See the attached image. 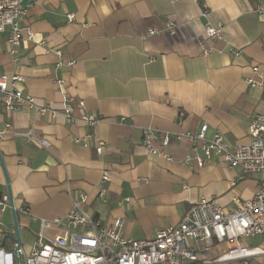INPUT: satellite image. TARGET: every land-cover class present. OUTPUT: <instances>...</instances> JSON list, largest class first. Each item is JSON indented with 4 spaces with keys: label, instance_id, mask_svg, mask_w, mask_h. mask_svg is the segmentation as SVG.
Instances as JSON below:
<instances>
[{
    "label": "crops",
    "instance_id": "crops-1",
    "mask_svg": "<svg viewBox=\"0 0 264 264\" xmlns=\"http://www.w3.org/2000/svg\"><path fill=\"white\" fill-rule=\"evenodd\" d=\"M257 1H24L19 24L29 26L33 37L21 39L13 61L0 33V74L21 75L22 93L49 104L55 116L0 104V195H10L14 206L0 213V247L17 245L16 222L19 247L28 253L40 220L63 218L80 194L87 214L102 225L121 218V234L132 239L175 225L201 197L214 198L226 211L234 209V197L252 198L264 186V173L244 174L217 155L201 166L186 162L190 143L177 136L206 123L208 137L219 132L233 147L251 141L254 114L264 120V89L247 81L259 80V73L264 80V16L254 11ZM203 6L207 16L201 15ZM167 22L174 25L172 33L164 29ZM208 22L222 24L220 38L206 36ZM149 28L159 32L148 37ZM56 48L62 52L60 67ZM55 79L63 80L72 113L98 116L95 126L65 121ZM31 127L50 149L26 139L23 133ZM145 128L169 136L166 147L159 140L155 145L170 160L148 153ZM87 132L103 140L100 154L74 141ZM103 172L109 174L106 181ZM26 229L33 239L24 246L19 233ZM239 241L255 253L214 261L236 244L224 240L202 248L200 261L264 264V234Z\"/></svg>",
    "mask_w": 264,
    "mask_h": 264
},
{
    "label": "built area",
    "instance_id": "built-area-1",
    "mask_svg": "<svg viewBox=\"0 0 264 264\" xmlns=\"http://www.w3.org/2000/svg\"><path fill=\"white\" fill-rule=\"evenodd\" d=\"M24 1L31 0H0V33L5 34L8 52L17 61L16 49L22 38L32 39L33 31L29 26L19 24L25 11ZM29 4V3H28ZM254 11L264 16V0H258ZM201 15H208L207 6L201 9ZM72 14L68 18L71 19ZM173 32L171 22L165 28ZM205 34L209 38L222 36V24L206 23ZM159 29L149 28L147 36L155 35ZM44 44V41H41ZM51 49L46 48V52ZM56 66L63 64L62 52L53 50ZM235 54L238 51L234 50ZM68 64H73L70 60ZM259 73V67L253 66ZM259 80L249 78L251 86L264 89L263 76L259 73ZM23 77L18 74H0V104L7 109H16L22 105L33 108L36 113L55 116V110L46 105L37 104L32 96L23 94L18 84ZM56 85L62 90V111L66 122L80 120L89 127L97 124L100 118L94 114H82L76 117L70 105V96L63 91V80L55 79ZM83 106V101L78 102ZM11 129L10 124L5 125ZM207 124H202L198 130L178 134V138H185L190 143V153L186 162L194 160L201 166L206 158L220 156L229 167H239L244 174L264 173V120L256 113L250 118L249 135L251 141L246 144L230 146L219 132L211 137L206 135ZM26 139L46 149H50V142L46 138L37 137L33 127L23 133ZM159 140L162 147L169 143L167 134L158 133L152 128H145L142 132V145L151 155H160L167 160L171 157L160 150L155 141ZM83 146L92 145L95 152L102 151L103 140L87 132L74 139ZM101 179L106 181L109 174L103 172ZM86 196L80 194V202H74L63 218L52 220L41 219L39 231L30 251L26 254L16 245L12 250L0 247V264H211L212 261L202 260V248L213 242L235 240L236 244L228 248L227 252L214 261L222 259H240L253 255L255 252L241 245L239 238L264 234V186L256 189L252 198L243 200L233 198L235 207L226 211L214 198L201 197L192 202L179 221L172 226L158 229L154 236L143 239H132L121 234L122 220L116 217L111 223L102 225L87 214L81 207ZM126 200L128 198H125ZM7 207L14 210L11 196L0 195V213ZM53 230V234L49 231Z\"/></svg>",
    "mask_w": 264,
    "mask_h": 264
},
{
    "label": "rangeland",
    "instance_id": "rangeland-1",
    "mask_svg": "<svg viewBox=\"0 0 264 264\" xmlns=\"http://www.w3.org/2000/svg\"><path fill=\"white\" fill-rule=\"evenodd\" d=\"M20 237H21V241L22 244L25 245H31L32 243V239H33V233L30 232L28 229L24 230V231H20Z\"/></svg>",
    "mask_w": 264,
    "mask_h": 264
},
{
    "label": "water",
    "instance_id": "water-1",
    "mask_svg": "<svg viewBox=\"0 0 264 264\" xmlns=\"http://www.w3.org/2000/svg\"><path fill=\"white\" fill-rule=\"evenodd\" d=\"M15 230H16L15 240L17 242V245L19 246V236H18V233H17V225H16V222H15Z\"/></svg>",
    "mask_w": 264,
    "mask_h": 264
}]
</instances>
